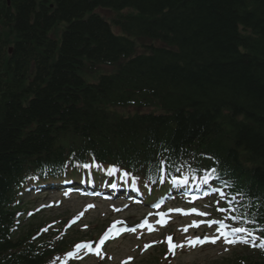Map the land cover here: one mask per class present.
I'll return each mask as SVG.
<instances>
[{
  "label": "trees",
  "instance_id": "1",
  "mask_svg": "<svg viewBox=\"0 0 264 264\" xmlns=\"http://www.w3.org/2000/svg\"><path fill=\"white\" fill-rule=\"evenodd\" d=\"M50 3L55 4L53 10ZM98 7L137 8L143 17H128L124 30L159 35L177 44L178 51L158 50L156 57L129 62L117 77L84 86L76 73L82 59L115 62L131 49L92 14ZM60 21L68 27L59 59L51 66L56 43L49 42L47 34ZM164 23L170 24L167 30L174 38L166 37V30H155ZM10 45L14 53L0 74V237L6 232L2 202L22 159L52 144L50 123H90L94 130L103 116H92L77 105L98 91L116 89L117 97L124 99L149 84L173 116L138 117L136 132L153 141L167 138L177 148L204 137L220 142L228 138L259 167L255 179L264 184V0H12L11 8L0 0L2 62ZM31 60L38 62L37 77L21 91ZM29 93L35 99L25 108L27 100H22ZM227 109L230 116L224 115ZM240 115L247 121L238 122ZM32 125H37L36 132L26 135Z\"/></svg>",
  "mask_w": 264,
  "mask_h": 264
},
{
  "label": "snow or ice",
  "instance_id": "2",
  "mask_svg": "<svg viewBox=\"0 0 264 264\" xmlns=\"http://www.w3.org/2000/svg\"><path fill=\"white\" fill-rule=\"evenodd\" d=\"M163 163H164L163 161L160 162L161 170L163 169ZM92 166H93L92 164H84V165H83V167H85V168H91ZM97 166H98V165H97ZM115 171H117V169L113 168V169H112V172H115ZM215 172H216V169L213 168V169H212V173H210L209 175H207V176L204 177L205 183L208 182V180L211 178V176H212L213 174H215ZM127 175H128V173L125 172V176H127ZM173 182H174V183H181V184H183V183H187L186 180L176 181L175 178H173ZM113 186H114V185H113ZM220 194H221V196L223 197L224 193L221 192ZM233 199H235V197H233ZM87 207H88V208H92V207H94V205H88ZM116 210L119 211V209H116ZM174 211H177V212H179V213L182 214V215H190V214H195V215H198V216H207V215H209L208 213L200 212L199 210H197V209H195V208L191 209L190 211H185L184 209H175ZM221 211H223V209H221ZM79 215L82 216L83 213H80ZM165 217H166V214H160V218H159V220H158V223H159L161 226H166V224L168 223V220H167ZM74 222H75V219L73 220V223H74ZM117 223L122 224L123 222H117ZM215 223H218V222H217V221H210V222H208L209 226H211L212 224H215ZM140 227H147V229H148L149 231H154V230H155L154 225L150 224V223L148 222L147 219H145L144 221L141 222ZM188 227H200V222H196V221H194L191 225L186 226V227H184L183 229H181V231H183V232H187V231H188ZM226 227H227L226 225L221 224V233H220V235H221V236L224 238V240H225L226 242H228V243H235V242H236V240L232 238V236H233L234 233L248 232L247 229H242V228H239V227L232 229L231 232L224 231L223 229L226 228ZM114 230H115V235H113V231H114ZM126 230H128V231H132V232H135V231H136V228L126 229ZM119 234H120V232H119V230L117 229V224L114 223V224L110 227V229L105 233L104 237L101 238V240L99 241V244H100V245H103V243L105 242V240H107V239H109V238H116ZM248 235H249V236H252L253 234H252L251 232H248ZM253 239H259V237H255V236H253ZM166 241H167V243H168V245H169V251H170V252H173V254H174V249H176V248H182V247L185 246V245H183V244H174V243H173V238H172L171 236H168V237L166 238ZM163 242H164V241H159V243H163ZM204 242H209V238L205 237L204 240H201L199 237H197V238L194 239V240L191 239V238H189L187 244H188V246L195 247V246H197V245H199V244H202V243H204ZM210 242H211V243H216V238H212V239L210 240ZM241 242H243V243H247L246 240L241 241ZM149 246H151V245H149ZM260 247L264 248V245H260ZM84 248H91V245H90V244H87V243H82V244H80V245H77V249H78V250H79V249H84ZM96 254L102 256V253H101L99 250H97V253H96Z\"/></svg>",
  "mask_w": 264,
  "mask_h": 264
},
{
  "label": "rangeland",
  "instance_id": "3",
  "mask_svg": "<svg viewBox=\"0 0 264 264\" xmlns=\"http://www.w3.org/2000/svg\"><path fill=\"white\" fill-rule=\"evenodd\" d=\"M101 14L108 19H113L115 17V14L111 12H101ZM105 72V69L100 68L94 73L80 72V74L87 83H93L97 82L99 76ZM67 211H69L68 208L64 207L59 209L57 213L65 214ZM99 212L100 211L94 212L91 217L88 218V222L92 221L95 217H97ZM136 243V241L128 240L114 248L113 251L116 255V260L113 263L108 264H118L122 261L125 256L132 255L134 253V245ZM224 258L225 257H215L214 252L212 250H204L181 257L178 261V264H215L217 259L222 261V259ZM141 259L142 257L140 258V261ZM94 264H96V261L94 262Z\"/></svg>",
  "mask_w": 264,
  "mask_h": 264
},
{
  "label": "bare ground",
  "instance_id": "4",
  "mask_svg": "<svg viewBox=\"0 0 264 264\" xmlns=\"http://www.w3.org/2000/svg\"><path fill=\"white\" fill-rule=\"evenodd\" d=\"M146 15V17H149V14H145ZM151 17V16H150ZM152 24V23H151ZM109 26V25H108ZM118 26V25H117ZM113 27H115V26H113ZM109 28H110V30H111V27L109 26ZM155 28V30H166L167 31V33H165V36L166 37H169V36H172V38H174V36L172 35V33H171V31H168L167 29H170V24L169 23H164L163 25H160V26H158V27H154ZM163 32H165V31H163ZM154 37H160V36H158V35H154ZM161 38V37H160ZM171 47L174 49V50H178V45L177 44H171ZM163 58H164V56H163ZM165 59V58H164ZM166 61H169L167 64H169V65H171V63H170V60H167V59H165ZM168 88H169V90L170 91H173L174 89L172 88V87H169V86H167ZM242 106L239 104L238 105V108H241ZM52 126V128L53 129H55V126H54V124L53 123H50Z\"/></svg>",
  "mask_w": 264,
  "mask_h": 264
}]
</instances>
